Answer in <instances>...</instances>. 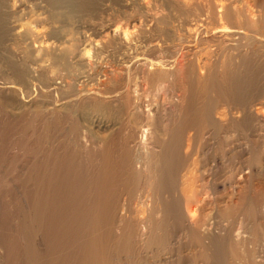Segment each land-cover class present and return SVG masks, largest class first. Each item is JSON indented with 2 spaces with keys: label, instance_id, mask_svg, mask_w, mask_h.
<instances>
[{
  "label": "rangeland",
  "instance_id": "obj_1",
  "mask_svg": "<svg viewBox=\"0 0 264 264\" xmlns=\"http://www.w3.org/2000/svg\"><path fill=\"white\" fill-rule=\"evenodd\" d=\"M2 1L4 7H0V13L5 14L0 17L6 18L2 17L6 20L7 34L0 40V86L14 83L22 89L23 97L32 100V105L20 108L18 104H9L10 93L0 91V264H85L88 255L96 257L95 264L105 256L103 260L107 264H264V120L239 128L238 113L229 112L228 118L221 116L225 109L218 103L215 128L197 132L186 127L181 132L183 136L172 139H181L178 141L181 149L172 152L178 164L174 161L172 174L166 175L170 182L165 180V183L170 186L163 183L166 187L161 185L163 195L160 190L158 194L155 192L156 195L160 192V196H155L154 186L144 185L139 170L146 154L140 149L141 156L137 136L144 127L142 130L148 132L146 147L159 154L170 139V130L180 124V112L186 102L181 99L180 86L172 82L174 79L155 84L141 70H131L130 74L123 71L146 59L167 65L183 46L196 39V33L208 35L206 31L215 32L233 25L232 21L221 18V5H230L231 12L240 9L256 22L259 27L254 35L264 41V0H79L77 10H62L63 18L59 19L62 24L48 18L52 10L47 0ZM157 20H165L166 25H160ZM59 25H68L61 29L65 33L60 31L62 37L71 39L68 35L72 34L76 48L68 59L69 67L71 71L84 73L81 81L55 66L43 53L45 47L52 52L61 47L60 41L64 39L50 33L52 28H60ZM188 32H193L192 38ZM198 49L199 46L192 49L185 58H191ZM242 49L241 45L239 50ZM258 49L259 53L249 54L251 63L264 62V48ZM11 63L29 68L26 80L15 78ZM201 72L203 75L204 70ZM112 77L116 89L128 86L135 103L130 108H124L120 100L108 101L112 92L108 81ZM52 82L60 84V90L50 91L48 86ZM102 83L105 84L101 86ZM99 85L102 98L70 103L57 108L54 114L46 110L47 103L95 93ZM252 89L251 86L244 91L249 98ZM97 102L102 108L95 107ZM255 108L264 113V107ZM147 110L153 116L149 123L143 116ZM92 120L109 125L98 129L96 122L91 124ZM156 138L158 142L154 141ZM122 139L127 144L128 163H122L116 152ZM137 160L141 166L137 164L136 168ZM109 182L113 189L109 188ZM113 191L114 215L112 211L111 215L106 212L102 215ZM192 194L197 198L193 199ZM156 197L160 200L157 203L153 202ZM184 198L191 199L187 201L189 209L183 206ZM162 201L170 206L175 202V208L169 209L177 217L166 216L160 224V212L158 215L150 208L155 206L158 210ZM97 208L102 209L100 214ZM174 209H179L176 212L179 216ZM92 210L94 217H98L95 221ZM155 214L159 219L154 218ZM100 218L111 226L98 224ZM117 222L138 226L139 230L142 224L146 229L140 231L141 235L130 237L121 232L125 231V225L118 228ZM106 228L109 232L105 233Z\"/></svg>",
  "mask_w": 264,
  "mask_h": 264
},
{
  "label": "bare ground",
  "instance_id": "obj_2",
  "mask_svg": "<svg viewBox=\"0 0 264 264\" xmlns=\"http://www.w3.org/2000/svg\"><path fill=\"white\" fill-rule=\"evenodd\" d=\"M82 1V0H81ZM189 1V0H188ZM1 2H3L1 0ZM47 2L49 3V8L52 10L48 15V18H51L52 20H54L55 22L57 21V23L60 22V20H62L61 18H63L62 16L64 15V13L62 12V10H67V11H75L78 9L79 7V0H47ZM79 2V3H78ZM79 4V5H78ZM186 4V3H185ZM178 5V4H177ZM180 5V4H179ZM228 5V4H227ZM221 5V9L222 11V17L224 20H226L227 22L232 21L231 26L228 27H223L219 30H215V32H210L208 33V31H206V33L208 35L203 34L202 36L200 35V33H196V39H193V41L191 42V44L189 45H185L182 47L181 52L177 55V57H175V59H173V61H171L169 59V61H171L169 64H159V63H152V62H148L149 60H145L142 63L138 64H133V65H129L126 68L123 69L125 74H130L131 70H141L142 74L144 75V77H146V79H149V81L155 80V82H161L166 79L171 78L174 79L175 82L178 87L180 86V88L182 89L181 91H183L182 93V97L181 99L184 100L186 103V106H184L182 112H180V119H179V123L175 130H170V139H168L169 141L166 142V144H164L162 147H164V149L158 154H155L153 148H149L146 147V139L148 137V132L147 130H142L143 128H141V131L139 133V135L137 136L138 139V149L139 152H141V150L145 151L146 154V159L143 165L142 169L140 170L142 179L144 181V185L148 184V186L153 187L154 186V194L155 196H160V192L159 195H156L155 192L157 193L158 191L161 190V185L163 183H165L166 181H168V183L170 182V179L166 180V175L170 176L173 172V168L176 166L175 163L178 161H175L176 159L174 157H176L175 155H173V151H178L179 147L181 149V145H178V141L181 140L179 139L178 141H172V139H178L179 137H181L183 131H185L186 127H190L187 129H191L192 130H196L197 132H201L204 131L207 128H215L217 125L216 122V118L214 113H216L215 111L218 109V103L219 104H223V107L225 109V113H221L220 115L222 116H227V118L229 117V112L233 113V111L237 114V117L239 115V121H237L236 123L237 126L240 127H244V126H248V123L251 122V124L255 121H263L264 120V113L261 112H257L258 108H255V106H260V107H264V62L262 63H251V61L249 60V54L251 52H258V48L263 49L264 48V44H260V43H264V41L260 38H256V34L254 31H256L258 24L252 20H250L248 17L245 16V14L240 10H234V11H230L232 9L229 10V6L230 5ZM244 5V4H243ZM15 6V5H14ZM186 6V5H185ZM190 6V4H189ZM187 6V7H189ZM217 6V4H216ZM220 6V5H219ZM1 7V4H0ZM2 7H4V5H2ZM1 7V8H2ZM182 7V6H181ZM184 7V6H183ZM234 7V6H233ZM248 7V6H247ZM246 7V8H247ZM216 8V7H215ZM209 9V8H208ZM237 9V8H236ZM244 9V8H243ZM216 10V9H214ZM218 11V10H216ZM0 12L1 9H0ZM219 12V11H218ZM221 13V12H219ZM218 13V15H219ZM0 14H5V13H0ZM207 14V13H206ZM9 15V14H8ZM159 16V15H158ZM208 16V15H207ZM249 16V15H247ZM4 18V16H2ZM0 17V40L2 41V38L4 34L6 33V28H5V22L6 20H3V18ZM6 17V16H5ZM161 17V16H160ZM204 17V16H203ZM254 17V16H252ZM158 18V17H157ZM220 18V19H221ZM6 19V18H4ZM60 19V20H59ZM150 19V18H149ZM260 19V18H259ZM156 20V19H155ZM154 20V22H155ZM261 20V19H260ZM59 21V22H58ZM65 21V20H63ZM153 21V20H152ZM171 21V20H170ZM62 22V21H61ZM60 22V23H61ZM63 23V22H62ZM61 23V24H62ZM68 23V22H67ZM70 23V22H69ZM133 23V22H132ZM157 23L161 24H165L166 25V21L165 20H157ZM64 24H66L64 22ZM156 24V22H155ZM168 24V23H167ZM197 24V23H196ZM229 23H227L228 25ZM260 24V23H259ZM70 25V24H69ZM128 25V24H127ZM159 25V26H160ZM60 28H52V30L50 31V33L55 36V38H59V39H64L62 41H60L62 43L61 47L58 48L57 52H52L50 51L47 47H45L44 50V55H46L49 59L52 60L53 64L57 67H61L64 68L65 70H67L69 72L70 75L75 76L76 81H81L82 78L84 77V73L80 72H74L71 71V68L69 66V58L74 54L75 51V42L72 40V34L68 35L71 36V39H67L66 36H61L62 34H65L61 31L62 28L68 26V25H59ZM156 26V25H155ZM158 26V25H157ZM167 27V26H166ZM219 27V26H218ZM259 27V26H258ZM9 28V27H8ZM147 28V27H146ZM157 28V27H155ZM183 28V27H182ZM152 29V28H151ZM150 29V31H151ZM195 29V28H194ZM260 29V28H259ZM27 30V29H26ZM68 30V29H67ZM71 30V29H70ZM68 30V31H70ZM60 31L62 32V34H60ZM114 31V30H113ZM153 31V30H152ZM156 31V30H155ZM179 31V30H178ZM184 31V30H183ZM194 31V30H192ZM258 31V30H257ZM73 32V31H70ZM116 32V31H115ZM154 32V31H153ZM259 32V31H258ZM31 33V32H30ZM163 33V32H162ZM190 33V32H188ZM193 33V32H192ZM192 33H190L189 38H192ZM217 33V35L215 34ZM67 34V32H66ZM126 34V33H125ZM185 34V33H184ZM11 35V34H10ZM50 35V36H52ZM27 36V35H25ZM186 37V36H185ZM66 38V39H65ZM75 39V38H74ZM180 39V38H178ZM256 41L253 43V40ZM155 42V41H153ZM59 43V42H58ZM127 43V42H126ZM151 43V42H150ZM210 43H213L212 45H209ZM240 43V44H239ZM257 43H259L260 45H257ZM154 44V43H153ZM239 44V46H238ZM254 46H253V45ZM242 45V50H239V48ZM199 46V49L194 51L191 54V58L187 59L185 58L186 54L188 55L189 52L192 51V49H195ZM130 48V47H129ZM91 49V48H90ZM181 49V48H180ZM235 52V53H234ZM88 53V52H87ZM259 53V52H258ZM264 53V52H263ZM261 53V54H263ZM84 54V53H83ZM69 56V57H68ZM253 56V55H252ZM255 56V55H254ZM264 56V55H263ZM68 57V58H67ZM188 57V56H187ZM34 58V57H33ZM85 58V56H84ZM133 58V57H132ZM138 58V57H137ZM257 59V58H256ZM128 61V60H127ZM259 61V60H258ZM30 62V61H29ZM129 63V62H128ZM130 64V63H129ZM13 68L15 78L21 82H23L24 80L27 79V77L29 76V68L25 67L24 65L21 66H17L14 63L10 64ZM202 70H204L203 75H202ZM37 71V70H36ZM246 74V76H245ZM250 74V75H248ZM180 79V82L179 80ZM170 80V79H169ZM102 81V80H101ZM126 81V80H125ZM178 81V82H177ZM153 82V81H152ZM171 82V83H172ZM105 84L102 83L101 86ZM108 84H110V91L111 95L108 97L110 98V100H108L110 103H118L119 100L122 101V105L125 108H130L131 105L133 106L135 103L133 102L132 96L130 94L129 88L127 85L123 86V90L120 89H116V81L112 79H110L108 81ZM155 84H159V83H155ZM174 84V85H176ZM254 88L252 89L253 92H250L251 96L250 98L248 96H246L247 93H245V89L251 86ZM61 85L55 82H52L49 84L48 88L50 91H56V90H60ZM177 88V87H174ZM158 89V88H157ZM159 90V89H158ZM0 91L1 92H5V93H10V99H9V104H18V106L20 108H27L30 107L32 105V100L26 96L23 97L22 96V89L18 88L14 83H12L11 85H2L0 86ZM162 91V90H161ZM103 91H101L100 89V85H99V89L97 90V92L95 93H88V94H82V95H78L77 97H75L74 99H68L65 100L63 102H50L47 103L46 106V110L49 113L54 114L55 110L57 108H63L65 105L67 106V104L69 105L70 103L74 105L77 104L78 101H85V99H89L92 97L95 98H102L101 94ZM110 94V93H109ZM249 95V94H247ZM179 97V96H178ZM156 98V97H155ZM47 99V98H46ZM177 99V98H176ZM180 99V100H181ZM58 100V99H56ZM49 101V100H48ZM182 102V101H180ZM98 105L95 106L97 109L102 108L101 103L99 104V102H97ZM109 103V105H110ZM182 104H184V102H182ZM180 104V106L182 105ZM17 106V107H18ZM65 106V107H66ZM221 106V105H220ZM136 107V106H135ZM144 107V106H143ZM182 107V106H181ZM222 107V108H223ZM121 108V107H120ZM115 109V108H114ZM114 109H110L111 110V114L114 113ZM158 109V108H156ZM261 109V108H259ZM227 110V111H226ZM125 111V110H124ZM151 111V110H150ZM261 111V110H259ZM36 112V111H35ZM58 112V111H57ZM152 112V111H151ZM228 112V113H226ZM168 113V112H167ZM153 114V112H152ZM53 116V115H51ZM146 122L149 123L150 120L152 119L153 116H150V112L147 110L146 114L143 115ZM117 117V116H116ZM231 117V115H230ZM28 119V118H27ZM222 119V118H221ZM224 119V118H223ZM125 120V119H124ZM155 120V119H154ZM169 120V119H168ZM226 120V119H225ZM93 121V122H92ZM91 124H93L94 122H96V127L99 129L101 127H108L107 122L105 124H102L99 121H94L92 120ZM152 121V120H151ZM230 121V120H229ZM234 121V120H233ZM253 121V122H252ZM227 122V121H226ZM95 124V123H94ZM93 124V125H94ZM232 124V123H231ZM117 125V124H116ZM152 125V123L150 124ZM234 125V124H233ZM232 125V126H233ZM254 125V124H253ZM252 125V127H253ZM228 126V125H227ZM226 126V127H227ZM260 126V125H259ZM236 127V126H234ZM246 127V129L248 128ZM111 128H113L111 126ZM251 128V127H250ZM186 129V130H187ZM227 129V128H226ZM119 130V129H118ZM117 130V131H118ZM250 130V129H249ZM247 130V131H249ZM252 130V129H251ZM116 131V130H115ZM156 132V131H155ZM167 132V131H166ZM121 133V132H120ZM134 133V132H133ZM181 133V134H180ZM113 134V133H112ZM125 134V133H124ZM122 134V135H124ZM189 134V133H188ZM249 134V133H248ZM226 135V134H225ZM251 135V134H250ZM183 136V135H182ZM155 137V136H154ZM190 136L186 137L185 140L187 142ZM239 137V136H238ZM246 137V135H245ZM250 137V136H249ZM157 138L154 140L155 142ZM184 140V139H183ZM184 140V141H185ZM210 141V140H209ZM237 141V140H236ZM135 142V141H134ZM184 142V143H186ZM226 142V141H225ZM128 143V140H127ZM182 143V142H181ZM224 143V142H223ZM247 143V142H246ZM152 144H157V143H152ZM183 144V143H182ZM189 144V143H188ZM187 145V144H186ZM118 146V145H117ZM184 146V145H183ZM182 146V147H183ZM201 146V145H200ZM234 146V145H233ZM258 146V145H257ZM111 147V145H110ZM109 147V148H110ZM151 149V150H148ZM188 148V147H186ZM210 148V147H208ZM234 148V147H233ZM116 149V148H114ZM141 149V150H140ZM155 149V147H154ZM162 149V148H161ZM215 149V148H214ZM248 149V148H247ZM256 149V148H253ZM118 151H116L117 153H119L118 159L121 160L122 163L127 162L128 163V151H127V144L125 140H121L119 143V147H118ZM156 150V149H155ZM187 150V149H186ZM230 151H232V148L229 149ZM112 151V150H111ZM228 151V150H227ZM238 151V150H237ZM241 151V150H240ZM196 152V151H195ZM234 152V151H233ZM114 153V152H112ZM110 153V154H112ZM142 153V152H141ZM242 153V152H241ZM257 153V152H256ZM108 154V155H110ZM140 154V153H139ZM144 154V155H145ZM218 154V153H217ZM263 154V153H262ZM115 155V154H114ZM247 155V154H246ZM143 156V153L142 155ZM140 156V157H141ZM251 156V155H250ZM144 157H142L143 159ZM237 158V157H236ZM261 158V157H260ZM141 159V158H140ZM139 159V160H140ZM212 159V158H211ZM227 159V158H226ZM111 160V159H110ZM139 160L136 161L135 167L137 168V164H140ZM204 160V159H203ZM144 161V160H143ZM175 161V163H174ZM241 161V160H240ZM251 162V161H250ZM113 163V162H112ZM116 162H114L115 164ZM135 163V162H134ZM133 163V164H134ZM142 163V162H141ZM198 163V162H197ZM229 163V162H228ZM117 165H119L118 163H116ZM121 164V163H120ZM178 164V163H176ZM124 165V164H123ZM129 165V164H127ZM237 165V164H236ZM251 165V164H249ZM264 165V164H263ZM141 166V164L139 165ZM117 167V166H115ZM198 167V166H197ZM251 167V166H250ZM218 169V168H217ZM233 169V168H232ZM241 169V168H239ZM104 170V169H103ZM108 170V169H107ZM112 170V169H111ZM215 170V169H214ZM248 170V169H247ZM251 170V169H250ZM199 171V170H198ZM257 171V170H256ZM263 171V170H262ZM105 173V172H104ZM109 173V172H108ZM262 173V172H261ZM111 175V174H110ZM204 175V174H202ZM231 175V174H230ZM97 176V175H96ZM104 176V175H103ZM107 176V175H106ZM112 176V175H111ZM224 176V175H223ZM235 176V175H234ZM109 177V176H107ZM213 177V176H212ZM219 177V176H218ZM168 178V177H167ZM170 178V177H169ZM172 178V177H171ZM253 178V177H252ZM125 179V178H124ZM173 179V178H172ZM171 179V180H172ZM115 180V179H114ZM166 180V181H165ZM198 179H196L197 181ZM227 180V179H226ZM113 181V180H112ZM231 181V180H230ZM105 182V181H104ZM142 182V181H140ZM172 182V181H171ZM193 182V181H192ZM165 183V186L168 184ZM192 184V183H190ZM99 185V184H98ZM97 185V186H98ZM109 188L110 186L113 187L112 183H108ZM153 185V186H152ZM170 186V184H168ZM196 185V184H195ZM222 188L224 189V187L226 186L225 183L223 182L222 184ZM163 186V185H162ZM167 186V187H169ZM215 187H217V184H214ZM149 187V190L151 189ZM145 188H148L147 186ZM163 188L166 189V187L163 186ZM113 189V188H110ZM153 189V188H152ZM148 190V189H147ZM206 190V189H205ZM96 191V189H95ZM162 191V195H163V191ZM168 191V190H167ZM102 192V191H100ZM110 192V191H109ZM152 192V191H151ZM193 192V191H192ZM230 192V191H229ZM148 193H150V191H148ZM208 193V192H207ZM158 194V193H157ZM196 194V193H195ZM105 195V194H104ZM111 195V194H110ZM115 195L114 191L112 192V196L111 197H106L110 200L108 206H105V210L101 211L98 208V213L100 214V211L102 213V215H104V212L108 213L109 215H111V211L112 214L114 212L115 206H114V199H115ZM161 195V196H162ZM218 195V194H217ZM109 196V195H108ZM152 196V195H150ZM190 196H193L190 195ZM196 196V195H195ZM101 199V196L99 197ZM157 199L154 200L153 202H156L158 200V197H156ZM197 198V197H192ZM214 198V197H213ZM154 199V198H153ZM151 199V200H153ZM162 199V198H161ZM185 199V198H184ZM183 199V200H184ZM207 199V198H206ZM101 200H104L103 198ZM106 200V199H105ZM181 200V199H180ZM182 200V201H183ZM191 200V199H190ZM190 200H188L187 198L184 200L186 201L184 203V208L189 209V207L187 206L188 202H190ZM210 200V199H208ZM160 201V200H158ZM188 201V202H187ZM221 201V200H220ZM98 202V201H97ZM97 202H94V204H96ZM100 202V201H99ZM102 202V201H101ZM163 202V201H162ZM103 203V202H102ZM157 203V202H156ZM171 203V201L169 202ZM98 204V203H97ZM105 204V203H104ZM105 204V205H107ZM201 204V203H200ZM100 205V204H99ZM154 205V204H152ZM159 208L158 210L155 209L153 207H151L150 209L155 210L156 214H158V211L160 212V217L162 220L161 222L158 223H162L164 222L167 218H169V216L172 217L173 211H171V209H169L170 207H174L175 206V202L173 203V206L167 205V203L164 202L159 203ZM178 206V205H177ZM180 206V205H179ZM243 206V204H242ZM98 207V206H97ZM201 207V206H200ZM251 207V206H250ZM95 206H94V210H95ZM157 208V207H156ZM175 208V207H174ZM177 208V207H176ZM252 208V207H251ZM88 209V208H87ZM96 209V210H97ZM113 209V210H112ZM253 209V208H252ZM91 210V209H89ZM93 211L92 216L93 219L95 211ZM175 210V209H174ZM258 210V209H257ZM179 209H176L174 213L178 212ZM152 212V211H151ZM150 213V211L148 212ZM171 213V214H169ZM155 214L154 218H158V216ZM177 214V213H176ZM107 216L108 218L113 217L112 216ZM119 215V214H118ZM151 217L153 215L148 214ZM159 215V214H158ZM178 215V214H177ZM91 216V215H90ZM97 217V215H95ZM148 216V217H150ZM167 216V218H166ZM175 216V215H173ZM179 216V215H178ZM181 216V214H180ZM192 216V215H191ZM101 217V216H99ZM103 217V216H102ZM170 217V218H171ZM177 217V216H175ZM174 217V218H175ZM190 217V216H189ZM92 217H90L89 219H91ZM98 218V217H97ZM95 218L94 221L97 219ZM158 218V219H159ZM113 219V218H112ZM116 219V218H115ZM147 219V218H146ZM109 220V219H108ZM119 220V219H117ZM122 220V219H121ZM148 220V219H147ZM144 220V221H147ZM152 220V219H151ZM164 220V221H163ZM175 220V219H174ZM183 220V219H182ZM185 220V219H184ZM89 221V220H88ZM92 222H94L93 220H91ZM99 221V220H97ZM97 221L95 224H97ZM103 221L100 218V223H104L105 222H101ZM113 221V220H112ZM160 221V220H158ZM177 221V220H176ZM181 221V220H180ZM190 221L193 222L192 218H190ZM90 222V221H89ZM89 222H86L87 224H89ZM116 222V221H115ZM113 222L112 225L115 223ZM139 222V221H138ZM148 222V221H147ZM185 222V221H184ZM85 223V222H84ZM119 223V224H118ZM143 223V221L141 222ZM151 223V222H150ZM83 224V222H82ZM91 224V223H90ZM94 224V225H95ZM109 224V223H108ZM105 224V226L108 228L109 225L111 226V224ZM145 225V223H143ZM149 224V223H148ZM195 225V223H193ZM86 225V224H85ZM84 225V226H85ZM108 225V226H107ZM116 225V223H115ZM114 225V226H115ZM118 228H121V225H125V228H123V230L125 231H121L122 233L126 232L128 235H130V237H132V234H139L140 231H143L142 229H146L145 227H142V224L139 225V229H137L138 226H130L129 224L126 225V222H117ZM137 225V223H136ZM152 225V223H151ZM92 226V224H91ZM97 226V225H95ZM102 227H104V225H101ZM150 226V225H149ZM99 226H97L98 228ZM117 227V226H116ZM156 227H160V226H156ZM89 228V227H87ZM94 228V227H92ZM90 228V229H92ZM106 228L107 231L108 229ZM116 229L117 232H119V229ZM134 228V229H133ZM85 229V228H83ZM102 229V228H101ZM101 229H100V233H101ZM110 229V228H109ZM114 229V228H113ZM111 228V230H113ZM148 230H151L149 228H147ZM158 230V228H156ZM93 230V229H92ZM98 229H96L95 231H97ZM104 230V228H103ZM121 230V229H120ZM147 230V231H148ZM89 231V230H88ZM115 231V230H114ZM115 231V232H116ZM94 232V231H93ZM99 232L95 233V234H99ZM93 234L91 232H88V234ZM143 233V232H141ZM148 233V232H147ZM202 233V232H201ZM152 234V233H151ZM124 235V234H123ZM147 235V234H146ZM196 236V235H195ZM194 236V237H195ZM92 237V236H91ZM91 237H89L90 239H92ZM100 237V236H99ZM120 237V236H119ZM127 237V236H126ZM198 237V235H197ZM200 237V236H199ZM39 238V237H37ZM98 238V236H96V238H93L92 240H96ZM196 238V237H195ZM201 238V237H200ZM35 239V238H34ZM43 239V238H41ZM86 239V238H84ZM88 239V238H87ZM84 240V241H87ZM89 239V240H90ZM129 239V238H128ZM39 240V239H38ZM124 240V239H123ZM34 241V240H33ZM35 241H37V239H35ZM34 241V242H35ZM100 241V240H98ZM98 241L95 243L97 244ZM137 241V240H136ZM41 243V241H40ZM43 243V242H42ZM86 243V242H85ZM90 243V242H88ZM102 243V242H100ZM123 243V242H122ZM128 244V242H125ZM35 244V243H34ZM94 244V243H93ZM94 244V245H95ZM124 244V243H123ZM44 245V244H43ZM53 245V244H52ZM85 244L83 243V246ZM88 245V244H87ZM86 245V246H87ZM98 245V244H97ZM126 245V244H125ZM40 246V245H39ZM56 246V245H53ZM92 246V244L90 245ZM93 247V246H92ZM99 247V246H96ZM96 247H94L96 249ZM86 248H89L86 247ZM48 249V248H47ZM46 250V249H45ZM99 251V248H98ZM97 251V252H98ZM93 252L95 254V251L93 249ZM97 254V253H96ZM36 255V254H34ZM99 255V253H98ZM207 255V254H205ZM204 255V256H205ZM93 256V255H92ZM90 255L86 256L84 259L86 260L85 264H95V259L96 257H92ZM100 256V255H99ZM98 256V257H99ZM36 257V256H35ZM101 258V257H99ZM102 257L100 259V262L102 261L101 264H107V262L105 260H103ZM206 258V257H204ZM95 260V261H94ZM109 260V259H108ZM99 261V260H97ZM208 261V260H207ZM100 262H98L97 264H100Z\"/></svg>",
  "mask_w": 264,
  "mask_h": 264
}]
</instances>
